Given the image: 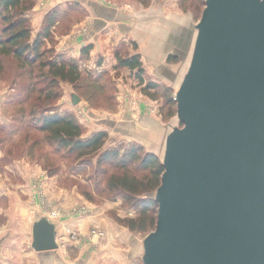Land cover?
<instances>
[{
    "label": "rangeland",
    "instance_id": "rangeland-1",
    "mask_svg": "<svg viewBox=\"0 0 264 264\" xmlns=\"http://www.w3.org/2000/svg\"><path fill=\"white\" fill-rule=\"evenodd\" d=\"M46 1L23 0L24 7H27L23 16L28 20L30 41L43 35L46 28H49V36L41 38V48L50 50L46 57L53 59L62 53L64 57L78 63L80 76L75 84L59 81L53 92L57 96L45 103L42 100L45 94L40 93V89L46 83L37 73L38 64L31 70L11 55L0 56V264H31L28 262L32 250L31 224L41 217H48L52 210L60 212L62 220H65V226L60 230L62 234L58 236V245L61 251L66 250L67 262L81 258V254L87 250L96 252L106 246L105 241L110 233L96 220L101 221L109 215L115 223L116 243L130 252L134 248V264H143L140 259L141 242L154 230L155 210L143 215L146 219L144 229L132 230L128 227V221L134 218L136 225H139L142 214L132 203L151 197L157 186L146 181L150 177L149 169L141 168L139 162L128 164L131 175L143 178L151 186L148 192L124 201L121 195L109 190L107 184L111 174L118 175L124 173V170L110 161L101 160L98 165V160L109 148H116L122 153L133 146L137 147L142 156L151 153L161 161L166 133L173 125L180 126L176 119L177 106L174 99L176 85L167 87L165 83L157 82L149 76L145 69L131 70L121 65L119 60L137 55L139 61L143 62L138 46L144 45V42H134L141 38L137 30L146 31L145 34L143 32L144 40L148 41L150 27L152 32L157 31L159 22L156 19L151 26L142 23L139 16L148 17L145 11L157 7L159 3L165 19L188 13L197 22L205 0H97L114 5L125 16L117 20L118 27L113 29V34L118 37L112 40V65L109 64L111 62H105V70L102 72L86 63L91 55L88 58L85 55L72 57L74 55L71 56L66 50L87 43L80 41L79 35L85 33L84 16L92 11L91 6L87 2L67 0L65 6L46 9ZM87 22L90 24L89 18ZM2 25L4 23L1 24L0 20V28ZM85 40L89 43L96 41L92 37ZM101 61L104 62V59ZM34 83L35 89L28 93L30 85ZM147 83L154 86L148 88ZM72 94L79 97L76 104L72 102ZM34 103L39 104L36 108L50 104L48 109L51 113H72L84 126L81 137H89L100 129L105 131L107 139L104 146L91 156L87 165L79 163L76 153L67 159L61 152L55 151L44 133L27 124L23 113H29ZM18 113H22L23 117L20 118ZM108 119L117 123H123V120L135 121L141 125V132L136 133L132 128L129 131L120 129L125 126H118L117 130L110 129L103 123ZM72 164H76L74 169L79 167V170L75 172L71 168ZM80 216L92 220L85 232L72 224V219ZM72 248L77 250L72 251Z\"/></svg>",
    "mask_w": 264,
    "mask_h": 264
},
{
    "label": "water",
    "instance_id": "water-1",
    "mask_svg": "<svg viewBox=\"0 0 264 264\" xmlns=\"http://www.w3.org/2000/svg\"><path fill=\"white\" fill-rule=\"evenodd\" d=\"M102 11L114 19L115 8ZM200 14L177 34L178 48L165 46L188 62L174 95L180 126L165 135L151 194L156 222L140 259L264 264V0H205ZM31 232L34 250L58 249L46 217Z\"/></svg>",
    "mask_w": 264,
    "mask_h": 264
},
{
    "label": "trees",
    "instance_id": "trees-1",
    "mask_svg": "<svg viewBox=\"0 0 264 264\" xmlns=\"http://www.w3.org/2000/svg\"><path fill=\"white\" fill-rule=\"evenodd\" d=\"M25 10H27V7H24L23 0H0V20L1 24L4 23L0 28V56L11 55L29 66L31 70L38 64L36 66L38 68L37 73L40 79L46 83V86L40 89V93L45 94L42 100L48 103V99L57 96L53 92L58 82L64 80L75 84L79 79L80 71L78 63L64 57L62 53L55 55L53 59L46 57L50 50L41 48V38L49 36V33H47L49 28H46L43 35H39L35 40L30 41L28 20L23 16ZM119 62L131 70H142V63L137 55L132 58H122ZM35 85V83L30 85L28 93L35 89ZM146 86L151 88L154 84L147 83ZM39 99L40 97H38ZM37 105L39 104L34 103L29 109L31 110L29 113H23L27 118V124L44 133L46 140L50 142L55 151L61 152L67 159H70L68 156L76 153L79 163L87 165L91 156L104 146L107 139L105 131L100 130L89 137H81L85 130L84 126L76 120L72 113L64 111L51 113L48 109L50 104L43 108H36ZM23 114L18 113V116L22 118ZM101 160H104V162L110 161L113 165H118L124 170V173L118 175L111 174L107 182L108 189L114 190V194L118 196L121 195L124 201L132 200L131 197L134 195L148 192L147 189L151 186V183H153V186H158L160 175L164 170L156 155L146 153L142 156L138 153L137 147L133 146L125 149L122 153L116 148H109L98 160V165H100ZM135 162H139L141 168L150 170V177L146 181L151 183L144 182L143 178L139 179L129 173L128 164ZM74 166L76 164H72L71 168L75 172L79 170V167L74 169ZM147 176L145 175V177ZM132 205L138 208L139 213L142 215L140 216L139 225H136V220L132 218L128 221V227L132 230L144 229L146 219L143 215L150 214L149 211L151 210H155L156 213L157 203L154 198L145 197L135 201Z\"/></svg>",
    "mask_w": 264,
    "mask_h": 264
},
{
    "label": "crops",
    "instance_id": "crops-1",
    "mask_svg": "<svg viewBox=\"0 0 264 264\" xmlns=\"http://www.w3.org/2000/svg\"><path fill=\"white\" fill-rule=\"evenodd\" d=\"M76 2H82V3L87 2L92 8V11H90L88 16L86 14L84 16L86 19L84 23L85 33L79 35L80 36L79 40L87 43H85L84 45H76L75 47H71V48L68 47V49L66 50L71 54V56L74 55L72 57H77V56L83 57V55H85L87 56L86 58H88L89 55H91V59L89 60V62L86 63H90L93 66V68H96L98 70V72H102L103 70H105L104 63L111 62V60L113 59L112 56L113 49L111 46L114 44L112 40H116L118 37V35L113 34L115 32L113 29L114 27H118L117 20L125 16L123 15L122 12L119 13L117 7H114V5L108 3H104L103 1L76 0ZM45 3L46 4L44 5V7L46 9L48 8L56 9V7L65 6L68 2L67 0H50V1L47 0ZM156 6L157 7L153 6V8H151V10L149 11H145L148 12L147 13L148 17L141 15L139 16V18L140 20L142 19V23H146L148 26H151L154 20L159 19L156 28V30L159 31L152 32V28L150 27L151 31H148V38H147L148 41H147L144 40V34L146 31L138 29L137 31H139V36L141 38L140 40L134 42L135 44L136 43L139 44V42L142 41L144 42V45L138 46L137 44V46L143 61L141 67L146 71H148L149 76H151L153 79L155 78L157 82L165 83L167 87L168 86L171 87L173 85L177 86V84L181 79L180 77L183 76L182 74L186 67L184 64L188 56L186 58L184 57L183 61L180 63V60H178V55H176V53L171 51L170 48L168 47L173 46L174 48H178V46L180 45H178V41L176 40V38L180 36H177V34H179V32L182 33V29L183 27H186L187 23L192 22V24H195L196 22L193 20L192 16L188 13L178 14V16L173 17L170 20H167L164 18V15L162 14L163 10L160 7V4L158 3ZM105 7L115 8L116 13L114 15L115 16L114 19H107L106 17L103 16L102 8ZM88 18L90 20V24L87 22ZM154 27L155 26H153V28ZM91 37L92 39L95 38L96 41L89 43L90 41L85 40ZM165 46H168L167 49L165 48ZM80 53L82 55H80ZM102 58L104 59V62L101 61ZM109 64L112 65V62ZM173 65H176L177 67L173 69L172 67ZM108 66L109 65H107V67ZM103 123H105L107 127H109L110 129L117 130L119 128L118 126L120 127L125 126L120 129L123 130L125 128L126 130L129 131L130 128H132L136 131V133L141 132V125L137 124V122L135 121L123 120V123H117V121L108 119L107 121H103ZM113 136L116 137V135ZM119 140L121 139L119 138ZM128 141H132V140L129 139ZM107 208H109V206H107ZM72 221H73L72 224L74 226L81 228L84 232L89 226H91V222H92V220L85 219L83 216L75 217V219H72ZM55 222L56 223L54 222L53 223L55 224L56 242L58 244L59 243L58 236L62 234L60 230L61 227L65 226V220L60 219V220H55ZM96 222L99 223L100 225H103L104 228L108 230V232L110 233V235L107 236V239L105 241L106 246L101 247L99 251L96 250V252L94 251L91 252V250L90 251L87 250L86 253L81 254V256L83 255L81 258L72 260L74 262H67V252L66 250L61 251L60 250L61 247H59V245L57 250L50 252H38L33 248H31L32 250L28 255L29 258L28 262L31 264L34 263L35 264H83L84 261H86L85 264H89V263L90 264H134V262H136V255L134 252V248L132 252L126 249L123 250L121 246L118 245L115 241L114 233L116 232V230L113 219H111L108 215L107 217L102 218L101 221L96 220ZM32 224H31V228H32ZM31 240H32V234H31ZM71 250L76 251L77 249L72 248ZM16 255H18V253L15 254V258H17Z\"/></svg>",
    "mask_w": 264,
    "mask_h": 264
},
{
    "label": "built area",
    "instance_id": "built-area-1",
    "mask_svg": "<svg viewBox=\"0 0 264 264\" xmlns=\"http://www.w3.org/2000/svg\"><path fill=\"white\" fill-rule=\"evenodd\" d=\"M49 217L54 218V219L57 218L56 220H60V219L63 218V215L60 212L56 211V210H52L51 214L47 218H49Z\"/></svg>",
    "mask_w": 264,
    "mask_h": 264
},
{
    "label": "bare ground",
    "instance_id": "bare-ground-1",
    "mask_svg": "<svg viewBox=\"0 0 264 264\" xmlns=\"http://www.w3.org/2000/svg\"><path fill=\"white\" fill-rule=\"evenodd\" d=\"M46 218H47V217H46ZM47 219H48L49 221H51V222H54V223H56V222H55V220H56L57 218H56V219H54V218H51V217H49V218H47ZM64 238H65V237H64Z\"/></svg>",
    "mask_w": 264,
    "mask_h": 264
}]
</instances>
